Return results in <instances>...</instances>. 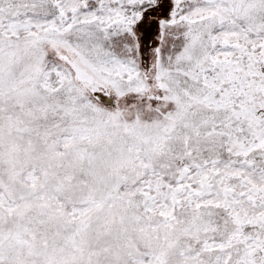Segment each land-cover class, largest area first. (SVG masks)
Masks as SVG:
<instances>
[{
	"label": "snow or ice",
	"instance_id": "1",
	"mask_svg": "<svg viewBox=\"0 0 264 264\" xmlns=\"http://www.w3.org/2000/svg\"><path fill=\"white\" fill-rule=\"evenodd\" d=\"M0 264H264V0H0Z\"/></svg>",
	"mask_w": 264,
	"mask_h": 264
}]
</instances>
